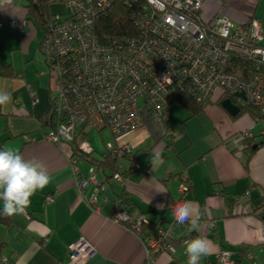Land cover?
<instances>
[{
    "label": "crops",
    "instance_id": "0c3cea01",
    "mask_svg": "<svg viewBox=\"0 0 264 264\" xmlns=\"http://www.w3.org/2000/svg\"><path fill=\"white\" fill-rule=\"evenodd\" d=\"M25 4L26 0H0V90L12 96L0 107V149L12 148L25 159L43 163L51 181L31 197L29 218L21 214L11 216L7 224L0 222V264H147L141 236L113 219L121 191L134 204L132 213L170 227L168 240L174 251L160 253L152 264H187L181 240L197 236L210 242V253L199 264H222L220 251L230 253L228 264L241 258L243 264H264V218L248 209L264 205V116H254V108L230 115L217 90L198 112L177 101L165 122H157L143 109L142 125L124 135L114 138L108 129L97 130L101 144L89 142V128L81 125L75 141L79 149L82 144L91 146V153L86 158L75 154L71 145L44 138L51 129L54 84L39 50L43 31L30 20L23 33L9 25L28 17ZM218 10V0H206L202 14L209 18ZM231 16L237 23L251 17L239 12ZM254 16L264 46V12L255 11ZM108 143L131 147L129 154L115 158L119 171L126 173H118L121 180L113 174L108 179L106 167L88 161H102ZM154 153L161 159L152 164ZM71 160L81 177L90 166L97 167L99 184L88 183L80 193ZM182 179L190 183L183 195L178 190ZM96 190L95 204L88 205L85 198ZM246 191L247 199L242 198ZM184 201L199 215L196 229L175 222L172 210ZM80 237L93 245L95 254L71 260L68 245ZM247 247L252 259L240 254Z\"/></svg>",
    "mask_w": 264,
    "mask_h": 264
},
{
    "label": "built area",
    "instance_id": "2783aa9c",
    "mask_svg": "<svg viewBox=\"0 0 264 264\" xmlns=\"http://www.w3.org/2000/svg\"><path fill=\"white\" fill-rule=\"evenodd\" d=\"M205 1L46 0L50 7L63 11L50 13L39 42L61 118L44 138L52 143L72 141L81 125L108 129L116 138L142 125L143 109L157 122H165L180 96L189 95L203 107L217 90L233 97L239 107H255L258 116H264V46L259 20L253 15L236 23L217 13L205 18ZM116 2L128 9L134 33L101 36L95 31V18ZM27 24L26 18L9 23L20 33ZM239 60L245 63L247 76L235 72ZM237 92H243L245 99L236 96ZM107 147L115 155L131 152L127 144L108 143ZM81 150L88 152L90 147L82 144ZM70 163L80 193L88 183L99 184L94 166L81 177L75 160ZM113 178L122 179L118 173ZM189 189V181L182 179L179 192L183 195ZM248 197L246 191L242 198ZM96 200L97 190L85 198L88 205ZM248 209L264 218V205ZM23 214L29 218L27 211ZM113 219L141 236L147 264L154 263L160 253L174 251L168 240L169 226L158 224L146 234L142 230L148 223L145 215L129 213L119 201L114 202ZM68 253L71 260L86 259L95 254V248L80 237L68 245ZM229 255L220 251L219 263L228 264ZM245 257L252 259V252L247 251Z\"/></svg>",
    "mask_w": 264,
    "mask_h": 264
},
{
    "label": "clouds",
    "instance_id": "9594fccd",
    "mask_svg": "<svg viewBox=\"0 0 264 264\" xmlns=\"http://www.w3.org/2000/svg\"><path fill=\"white\" fill-rule=\"evenodd\" d=\"M11 101V94L0 90V107L7 106ZM160 159V155L154 153L152 164ZM50 181L51 176L43 163L35 158L25 159L12 148L0 149V215L11 217L23 214L31 203V197ZM172 212L176 223L197 228L199 215L195 214L196 209L191 202H178ZM184 247L187 264H199L201 258L210 253V242L199 236L186 240Z\"/></svg>",
    "mask_w": 264,
    "mask_h": 264
},
{
    "label": "trees",
    "instance_id": "16d2710c",
    "mask_svg": "<svg viewBox=\"0 0 264 264\" xmlns=\"http://www.w3.org/2000/svg\"><path fill=\"white\" fill-rule=\"evenodd\" d=\"M25 8H26L27 15H28V17H25L26 20L28 22L29 20L32 21L33 24L39 27L40 29H42L44 33L45 26L47 25L49 21L52 7L49 6L46 0H26ZM53 8L58 9L59 7H53ZM95 31L101 36L105 34L132 35L134 33V28L128 19V9L121 3H118V2L113 3L112 6L105 13H102L97 18H95ZM237 62L240 64V66L238 70H235V72L239 74L240 76H247L248 74L246 73L245 63L242 62L241 60ZM6 67L10 68L9 66H6ZM226 97H229V96L223 94V99ZM230 98L232 99V101L234 100L233 97H230ZM177 101L180 102L182 106L190 109L193 112H198L201 108H203L198 103H196L189 95H182L179 97ZM253 108L255 109V111L253 112V115L257 116L258 114L257 109L255 107H251L248 105L240 107L239 113H241L244 110L247 111ZM51 115H52V120L50 122V127L51 129H55L57 124L60 122L61 118H60V115H58L57 113L53 98H52V103H51ZM75 139L76 138H74L72 141H69V142L63 141L61 143H66V144L71 145L73 147V153L84 156L85 158L89 157L91 151L83 152L81 149L78 148V144L76 143ZM116 156L118 155L112 154V152L108 150V153L104 156V159L102 161L96 160L94 158H90L88 159V161L96 165L100 169L102 167L103 168L106 167L109 172L108 175L106 174L108 179L112 178V174L114 173H119L121 176L124 177L126 173L119 171V169L117 168L116 161H115ZM116 199H117L116 201H119L124 205V207L129 213H132L134 211V204L130 200L129 196L126 195V193L121 191L119 194H116ZM9 221H10V217L0 215V222L7 224L9 223ZM157 225L158 224L149 222L143 226L142 230L145 231L146 229H150V231H152L153 229H155ZM1 246L2 244H0V248ZM247 251H250L248 247L242 248L240 250V254L242 255V257L246 255ZM233 264H243L242 258L236 259L233 262Z\"/></svg>",
    "mask_w": 264,
    "mask_h": 264
},
{
    "label": "rangeland",
    "instance_id": "374dc122",
    "mask_svg": "<svg viewBox=\"0 0 264 264\" xmlns=\"http://www.w3.org/2000/svg\"><path fill=\"white\" fill-rule=\"evenodd\" d=\"M259 1L260 0H218V9H219L218 11L219 12H217V14L225 15L228 18H230L232 21L237 23V21H235L231 16L233 12H239L240 14L246 13L248 16H253L255 11H256V14L258 15H260L261 12H264V0H261V2ZM56 9L57 8H51V12L52 13L56 12ZM58 11H63V9L59 7ZM31 24H33V22H31ZM87 127L89 128L88 129L89 130V133H88L89 142L93 144L95 143L101 144V139H100V136L97 130L90 126H87ZM119 158H121V156H119Z\"/></svg>",
    "mask_w": 264,
    "mask_h": 264
},
{
    "label": "water",
    "instance_id": "95a60500",
    "mask_svg": "<svg viewBox=\"0 0 264 264\" xmlns=\"http://www.w3.org/2000/svg\"><path fill=\"white\" fill-rule=\"evenodd\" d=\"M235 95L245 99L243 92H237ZM221 106L232 116H235L240 112V107L236 105L230 97L222 99Z\"/></svg>",
    "mask_w": 264,
    "mask_h": 264
}]
</instances>
